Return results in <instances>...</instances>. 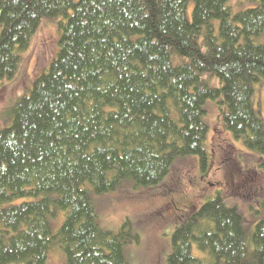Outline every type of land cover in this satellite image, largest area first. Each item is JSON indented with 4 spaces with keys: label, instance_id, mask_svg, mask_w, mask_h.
Listing matches in <instances>:
<instances>
[{
    "label": "trees",
    "instance_id": "1",
    "mask_svg": "<svg viewBox=\"0 0 264 264\" xmlns=\"http://www.w3.org/2000/svg\"><path fill=\"white\" fill-rule=\"evenodd\" d=\"M191 1L0 0V80L44 22L60 27L57 55L0 129V264H45L52 247L67 264H128L123 245L139 235L128 221L117 234L101 228L90 189L159 186L179 157L207 174L209 100L226 131L264 155L254 100L264 0L238 12L193 0L189 19ZM259 213L248 226L217 192L179 218L168 264H264V199Z\"/></svg>",
    "mask_w": 264,
    "mask_h": 264
},
{
    "label": "rangeland",
    "instance_id": "2",
    "mask_svg": "<svg viewBox=\"0 0 264 264\" xmlns=\"http://www.w3.org/2000/svg\"><path fill=\"white\" fill-rule=\"evenodd\" d=\"M253 2L230 0L234 12L252 7L250 5ZM257 3L255 0V6ZM193 7L192 0L188 7L189 19ZM59 39V20L44 22L32 37L28 49L20 52V65L15 76L0 80V129L10 124L17 101L29 92L34 79L48 68L57 55ZM257 42L264 43V35ZM262 84H256L254 100L264 120ZM205 107L204 120L209 127L208 146L211 156L207 174L202 173L195 156L179 157L174 161L166 180L159 186H135L124 180L116 189L107 192L90 189L101 228L117 234L128 221L132 232L139 235L138 242L123 245L128 264H168L172 235L179 225V218L187 209L199 207L217 192L229 206L238 208L248 226L254 225L262 215L257 212L264 199V155L248 150L242 140L233 138L226 131L217 103L209 100ZM26 200L29 198L17 199L8 202L7 206ZM163 207L165 212L162 211ZM55 213L56 217H50L54 232L60 228L65 217L60 209ZM45 264H67L65 252L61 248L52 247Z\"/></svg>",
    "mask_w": 264,
    "mask_h": 264
},
{
    "label": "flooded vegetation",
    "instance_id": "3",
    "mask_svg": "<svg viewBox=\"0 0 264 264\" xmlns=\"http://www.w3.org/2000/svg\"><path fill=\"white\" fill-rule=\"evenodd\" d=\"M162 211L165 212V207H163Z\"/></svg>",
    "mask_w": 264,
    "mask_h": 264
}]
</instances>
